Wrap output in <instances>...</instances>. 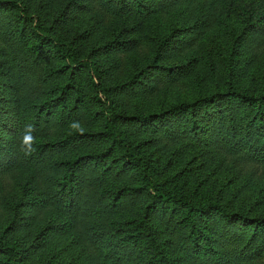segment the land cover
I'll return each mask as SVG.
<instances>
[{"label":"rangeland","instance_id":"rangeland-1","mask_svg":"<svg viewBox=\"0 0 264 264\" xmlns=\"http://www.w3.org/2000/svg\"><path fill=\"white\" fill-rule=\"evenodd\" d=\"M20 1L28 11L38 13L47 21L63 9L66 14L62 16L59 30L66 35L80 33L81 53L90 47L104 45L96 51V59L106 83H124L125 86L113 92L112 102L125 113L155 112L172 102L222 88L227 67H234V72L238 69L237 76L244 85L259 87L264 83L263 1L174 0L158 9L153 0H144L143 8H127L115 13L104 10L92 0ZM7 10H0V32L8 30ZM164 37L166 42L156 56L153 39ZM113 39H126L127 42L122 46L120 43L108 44ZM7 44L0 42V156L3 157H7V151H4L7 145L14 141L20 143L24 125L31 123L39 102L46 96L43 87L37 83L27 82L20 90L9 88L14 77L7 72L9 66L3 63V47ZM27 60L37 64L34 68L54 64L53 60L41 55L34 59L24 50L19 62L26 65ZM151 63H182L184 70L176 68L179 70L165 73ZM140 68L144 70L130 81V74ZM94 109L86 96L83 95L81 101H74L70 94L63 105L50 109L47 123L34 125L33 135L42 141L59 138L70 130L73 121H79L85 129L95 128ZM42 114L43 110H40L39 116ZM127 132L131 139H146L145 147L165 162V173L175 172L174 180L180 184L183 193L215 197L228 207L241 208L247 214H264V162L243 160L196 139L166 138L151 129L128 125ZM93 148L97 146L77 143L53 149L49 155H43L48 160L39 167L30 166L19 158L6 159L3 163L0 228L14 219L15 232L9 235L32 243L33 253L47 264H108L98 246L80 240L77 228L69 224L68 214L49 204V197L57 192L56 181L63 170L50 167L47 162ZM100 167L91 168L93 172H100ZM93 184L90 186L93 189L112 188L116 181L107 174L101 175V179ZM142 200L132 199L130 205L120 202L112 210L91 209L88 214L121 220L133 214ZM154 222L160 230L162 224ZM200 224L207 229L212 227L210 217ZM159 234L164 247L174 256L175 264H200L197 257H205L204 253L180 239L173 241L165 233ZM199 242L203 240L199 239Z\"/></svg>","mask_w":264,"mask_h":264},{"label":"trees","instance_id":"trees-1","mask_svg":"<svg viewBox=\"0 0 264 264\" xmlns=\"http://www.w3.org/2000/svg\"><path fill=\"white\" fill-rule=\"evenodd\" d=\"M92 1L114 13L145 6L144 0ZM153 1L154 7L160 9L174 0ZM0 10L8 11V30L0 32V42L8 43L3 47V63L9 66L7 72L14 77L9 88L20 90L27 82H32L42 86L46 94L31 123H47L50 109L63 105L70 94L74 101L86 96L95 106L93 114L97 119V126L85 129L82 135L70 129L59 138L37 139L36 151L31 156H25L20 143L14 141L4 150L7 157L0 156V172L6 159L19 158L30 166L39 167L48 160L43 155H49L53 149L77 143L96 145L91 151L47 162L50 167L63 170L56 181L57 192L49 197V204L68 214L69 224L77 228L80 240L98 246L108 264H175L159 232L204 253L205 257H197L200 264H264V214H247L215 197L183 193L174 180L175 172L165 173V162L145 147L146 139H131L127 132L128 125L151 129L166 138L196 139L243 160L264 162V83L259 87L244 85L237 76L238 69L234 72V67H227L222 88L172 102L155 112L125 113L112 102L113 92L125 86L124 83H106L96 59V51L104 45L81 53L80 33L66 35L59 30L62 16L66 14L63 9L50 21L28 11L20 0H0ZM164 39L166 37L153 39L156 56L161 53ZM124 42L126 39H113L108 44L122 46ZM24 50L34 59L41 55L54 64L34 68L37 64L27 60L23 65L19 57ZM150 65L165 73L184 67L182 63ZM143 70L132 72L130 81ZM40 110H43L42 117ZM95 165L101 166L100 172H93L91 167ZM107 174L116 181L115 186L90 187L101 175ZM136 198L143 200L133 214L121 220L88 214L96 208L112 210L120 202L130 205ZM208 217L212 227L207 229L200 223ZM154 221L162 224L160 230ZM14 232V219L0 228V264H47L33 253L32 243L11 237Z\"/></svg>","mask_w":264,"mask_h":264},{"label":"clouds","instance_id":"clouds-1","mask_svg":"<svg viewBox=\"0 0 264 264\" xmlns=\"http://www.w3.org/2000/svg\"><path fill=\"white\" fill-rule=\"evenodd\" d=\"M69 128L76 133L83 134L85 128L79 121H73L70 123ZM35 126L33 123H26L24 125V132L20 141V150L25 156H31L36 151L37 138L33 135Z\"/></svg>","mask_w":264,"mask_h":264}]
</instances>
